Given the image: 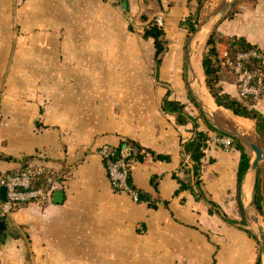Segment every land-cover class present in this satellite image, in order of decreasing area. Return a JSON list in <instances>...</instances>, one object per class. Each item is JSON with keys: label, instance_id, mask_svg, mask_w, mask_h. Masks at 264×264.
Listing matches in <instances>:
<instances>
[{"label": "crops", "instance_id": "crops-1", "mask_svg": "<svg viewBox=\"0 0 264 264\" xmlns=\"http://www.w3.org/2000/svg\"><path fill=\"white\" fill-rule=\"evenodd\" d=\"M215 1L201 0L200 28L188 34L178 23L197 0H0V177L42 166L55 181L46 202L0 217V264H255L258 256L264 264L245 200L253 173L241 183L242 224L239 153L208 127L249 139L253 122L217 106L205 84V94L189 87L191 42L204 26V45L214 27L220 37L218 58L232 38L264 51V0H237L232 18L206 21ZM159 14L166 49L156 69L142 33ZM217 85L238 100L230 70L219 68ZM166 87L207 135L200 169L207 201L176 193L177 179L192 184L183 149L192 124L160 109ZM254 107L264 115V88ZM122 143L125 154L133 144L144 154L130 160L137 200L111 187L98 154Z\"/></svg>", "mask_w": 264, "mask_h": 264}, {"label": "trees", "instance_id": "trees-1", "mask_svg": "<svg viewBox=\"0 0 264 264\" xmlns=\"http://www.w3.org/2000/svg\"><path fill=\"white\" fill-rule=\"evenodd\" d=\"M197 9L194 14H190L184 17L179 21L178 26L184 29L188 34L193 33L199 22H200V10L202 7L201 0H197ZM234 4L228 12L221 18L222 19H230L234 16L236 12H238V8ZM142 37L144 39H151L152 45L154 48V57L153 61L157 67L160 64L161 57L166 49V43L164 40V29L163 25L158 26L155 23V20L152 19L146 23L143 28ZM220 41V37L215 30V27L210 31L208 37L205 41L202 58H201V68L204 75V84L208 93L212 97L214 103L217 106H220L233 115L240 116L246 119H249L253 122L254 133L258 137L260 141L264 143V115L261 114L255 107L256 100L252 98L240 99L232 98L228 94L223 93L220 87L217 85L218 83V70L221 66L220 58H218L217 44ZM248 49H257V47L250 45L242 38H232L229 41V45L227 47V54L232 55L236 51L248 50ZM259 50V49H258ZM249 69L253 71H263L264 70V62L262 60H250L245 64ZM171 90L169 87H166V92L164 93L161 103L160 109L172 115L176 124L178 125H186L188 123L192 124V136L183 143V149L186 155H188L191 167L190 173L192 175V184L190 181L185 182L182 180H178L179 188L176 190V193L182 190H188L196 199H205V196L200 187V169H201V159L204 156V148L205 141L207 140V135L197 130V118L192 117L185 110V106L180 101L174 100L170 98ZM211 130H214L218 137L225 136L221 131H217L210 125L208 126ZM125 145H129V143H122L119 147L113 148V157H118L121 153V148ZM236 149L239 153V160L236 169V197L238 203V209L240 213V223L245 224L246 218L244 215L243 204L240 200V189L241 183L246 174L251 160V155L249 154V148L246 147L240 140L231 137V145ZM142 148L138 145L133 144V148L130 150L129 155L125 158L129 162L130 160H138L142 161L144 154L141 153ZM150 152V151H148ZM154 159L158 160H167V157L161 155H154L150 152ZM44 178L43 175L37 176L33 186H39L43 183ZM128 184L133 189L131 182L128 177ZM207 201V200H206ZM255 208L260 215H264V158L260 161L257 178H256V191L254 195ZM210 206H216L212 201H208ZM222 219L228 221L230 223L235 222L234 220L228 219L224 214H222ZM249 232V231H248ZM260 264V257L258 256L256 263Z\"/></svg>", "mask_w": 264, "mask_h": 264}, {"label": "built area", "instance_id": "built-area-1", "mask_svg": "<svg viewBox=\"0 0 264 264\" xmlns=\"http://www.w3.org/2000/svg\"><path fill=\"white\" fill-rule=\"evenodd\" d=\"M158 26L163 25L162 16L155 17ZM262 60L264 62V51L248 49L236 51L232 55L226 52L220 58L221 66L227 68L237 78L238 97L240 99H258L264 88V70L253 71L245 64L250 60ZM217 142L225 148H230L231 138L223 136L217 138ZM98 154L105 162L106 173L110 185L114 190L129 193L137 200V193L129 186V162L127 154L121 151L118 157H113V148L102 145ZM43 175L44 181L39 186H33L37 176ZM55 181L49 171L42 166H26L16 172L4 173L0 177V185L5 188V199L0 204V217L8 215L15 207L24 204H42L49 198Z\"/></svg>", "mask_w": 264, "mask_h": 264}, {"label": "water", "instance_id": "water-1", "mask_svg": "<svg viewBox=\"0 0 264 264\" xmlns=\"http://www.w3.org/2000/svg\"><path fill=\"white\" fill-rule=\"evenodd\" d=\"M235 2H236V0H231L230 2L227 3L228 7L226 10L212 14L211 16H209L206 19V21L214 18L215 16L222 17V14L225 13L228 10V8L231 7ZM199 28H196V30L194 32L196 33V31H198ZM190 76L191 77L189 79V87L192 91V89H193L192 84L195 82V77L193 76L192 69H190ZM220 130L226 136L240 140L253 153V157L250 161V165L248 168V170H250L253 173V182H252V189H251V194H250V201L247 205V213H248V219H249V223L251 225V229H252V231H253V233H254L257 241H258V244L260 245L261 251L264 255V230L261 226H257L256 231H254L253 225H252V224H255V225L258 224V218L256 217L257 210L255 208L254 195H255V191H256L257 171H258L260 161L264 158V151H263L262 147H260L258 144L254 143V142H251L249 139H247L242 134H239L235 131H229V130H224V129H220ZM0 195H1V198L4 200L5 199V188L4 187L0 188ZM253 210L255 212V216L253 215L254 214ZM2 224L3 223L0 220V230L2 228Z\"/></svg>", "mask_w": 264, "mask_h": 264}, {"label": "bare ground", "instance_id": "bare-ground-1", "mask_svg": "<svg viewBox=\"0 0 264 264\" xmlns=\"http://www.w3.org/2000/svg\"><path fill=\"white\" fill-rule=\"evenodd\" d=\"M207 27L208 26H204L202 29L207 30ZM200 31L197 33L194 40L191 42L192 43L191 66H192L193 76L196 79L195 85H193L192 87L197 92H199V94H201V93L205 94L206 91H205V87H204V83H203V75H202V71H201V67H200V63H199L200 51H201V47L203 45L204 36H200L202 34V33H200ZM251 186H252V181L247 180V183H246L247 189L246 190L249 193L248 200H249L250 194H251Z\"/></svg>", "mask_w": 264, "mask_h": 264}, {"label": "rangeland", "instance_id": "rangeland-1", "mask_svg": "<svg viewBox=\"0 0 264 264\" xmlns=\"http://www.w3.org/2000/svg\"><path fill=\"white\" fill-rule=\"evenodd\" d=\"M227 0H216L215 2H213V4L212 5H210V6H207V7H205V15L203 16V19L204 18H208L209 17V15L212 13V12H216V11H218V10H220L221 12L222 11H224V10H226L227 9V2H226ZM237 1V0H236ZM235 4V3H234ZM233 4V5H234ZM232 5V6H233ZM231 6V7H232ZM231 7H229L228 8V10L231 8ZM228 10L225 12V13H223L222 14V17L223 16H225V14L228 12ZM200 33H202L200 36H206V33H207V30H205V29H201V31H200ZM178 41L177 40V38H173V41ZM204 44L202 45V50L204 49ZM247 137L249 138V140L251 141V142H254V143H256V144H258L260 147H262V149H263V151H264V143L262 142V141H260L259 139H258V137L256 136V134L255 133H251V134H247ZM217 138H220V137H217ZM216 138V139H217ZM250 150V149H249ZM249 154L251 155V157H253V153L251 152V151H249ZM247 180H249V179H247ZM247 188H246V185H245V200L246 201H248V197H249V193H248V191L246 190ZM246 196H247V199H246ZM253 215L255 216V212H254V210H253ZM256 217L258 218V224H257V226H261L262 228H263V230H264V215L262 216V215H260L258 212H257V214H256ZM253 225V229H254V231H256V225L255 224H252Z\"/></svg>", "mask_w": 264, "mask_h": 264}]
</instances>
